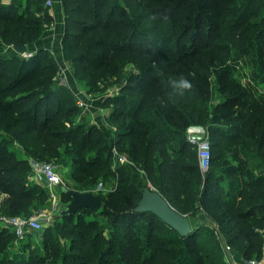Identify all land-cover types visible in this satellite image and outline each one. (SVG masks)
<instances>
[{
  "label": "trees",
  "instance_id": "16d2710c",
  "mask_svg": "<svg viewBox=\"0 0 264 264\" xmlns=\"http://www.w3.org/2000/svg\"><path fill=\"white\" fill-rule=\"evenodd\" d=\"M45 3L0 0V210L29 218L49 200L47 188L29 186V158L74 161L71 189L78 192H93L101 179L117 180L109 193L98 191L104 201L98 212L55 216L54 227L44 231L45 255L16 252V235L0 228V264H227L226 247L261 261L264 0H61L63 59L92 71L84 75L91 92L113 56L135 67L119 93L101 104L114 107L106 118L109 137L97 126L75 124L82 109L54 89L58 66L47 48L28 59L3 54L10 46L39 44L54 22ZM234 62L255 72H233ZM181 75L194 87L169 101L167 81ZM115 76L122 79L123 71ZM191 126L207 130L212 159L205 174L188 141ZM95 135L100 146L91 149ZM114 149L132 164L114 170ZM149 184L189 217V236L137 211ZM61 196V206L71 201ZM200 212L207 221L195 227ZM99 217L107 227L97 230ZM41 231L21 241L27 240L26 250Z\"/></svg>",
  "mask_w": 264,
  "mask_h": 264
},
{
  "label": "rangeland",
  "instance_id": "374dc122",
  "mask_svg": "<svg viewBox=\"0 0 264 264\" xmlns=\"http://www.w3.org/2000/svg\"><path fill=\"white\" fill-rule=\"evenodd\" d=\"M53 9L54 8L52 7L48 8V10L52 14H53ZM62 18H64V14L63 15L55 14L53 24L45 28L44 34L42 36V40L40 41L41 42L40 45L42 46H39V47H43L44 41L46 39H52L53 44H55L53 41V38L55 39V42L60 40L61 35H63L61 34L63 30V25H62L63 19ZM46 46L47 45H45L44 48H47V50L53 56L55 63L58 66V70L56 71L55 73L56 75L54 78V86H53L54 89L59 90L63 99H73V103L77 102V105L82 109V114L80 116L73 117L75 124L86 122L88 127H90V125L97 126V128L102 132L103 135H105L106 137L107 136L109 137L111 135L112 128L106 123V118H107V115L111 112V108H114V107L113 106L110 108L101 107V104L108 97L114 96L115 94L119 93L122 84H124V81H126L134 73L135 67L131 64L126 65L125 62L122 60V58H120L119 56H113L112 58H110L109 62H107L104 65V68L98 72L99 76L103 75L102 77L103 80L95 86L98 89L95 92H91L89 90V87H90L89 82L84 78V75H87L89 74V72H92V71L86 66L78 67L69 62L64 61L63 53H61V50L59 51V45L55 44L53 47H51V49H49L48 46L47 47ZM36 49L37 48L35 47H32L31 49L29 48V52L35 53ZM3 54L8 58H12L15 56L24 58L23 55L18 54L11 46L7 47ZM232 66H233L232 69H234L233 72H255L251 65H249V67L251 68L248 67L247 71L242 68L243 65L241 63L234 62L232 63ZM120 69L123 71L124 77L122 79H119L115 76V72ZM180 72L185 73L189 71L183 70ZM82 76L84 79L81 78ZM246 79L243 78V80L241 81L242 84L248 83ZM187 135L189 136L188 131H187ZM94 138H95L94 142L89 147L91 149L97 148L98 146H100V143H98V141L101 139V136L95 135ZM96 140L99 145L95 144ZM106 152H108V150ZM113 154L114 156L112 159V168L114 170L120 167H125V166L127 167L126 164H132V162L128 159V156L126 154H124V156L128 160L129 163L121 162L119 158L117 157V155L115 154V151H113ZM30 159L32 158H29V160ZM73 164H75L74 161L67 160V159H62L60 162L61 178L63 182L61 186H65L69 189H71L76 183L72 178ZM116 180H117V177L116 179H112V178L101 179L99 184L97 183L98 185L94 188L93 193H97L99 190H103L104 193H109L113 189V186L116 183ZM39 182H40L39 180L33 181L30 179L29 186L38 185V186L43 187V185H41V183L39 184ZM150 187L151 185L149 184V188ZM60 190H61L60 187L56 188V195L58 196V199H57L58 201L56 203L51 199V196H50L46 204L41 205L42 211H44L46 214L45 221L43 222L44 223L43 231L33 234V236H31L28 239L30 241L29 243L31 244L28 250H26L24 247L26 246L25 244L27 240L25 241V243L23 242L21 243L20 241L16 240L14 242V246L17 249L16 252L24 251L25 254L29 255L31 251H34L38 253L39 255L41 254L45 255L43 251L44 246H45L44 245V231L48 227H52V226L54 227L55 216L58 213V210L60 209L61 205L65 204V201H66L65 198L61 196ZM4 199L5 197L0 198V204L3 203ZM2 213L4 212H1L0 210V216L4 215ZM200 213L202 214V217H200L197 220L196 219L192 220V223L195 227H197L196 225H198L200 221L201 222L207 221L206 220V218L208 217L207 214L202 213V212ZM85 218H87V220L89 221L95 219V217L91 215L90 213H86ZM96 220L100 221V224L97 227V230H100L98 228L107 227L106 221H104V219H102L101 217L97 218ZM106 234L107 236L110 237V233L107 229H106ZM224 252H228V249L225 248Z\"/></svg>",
  "mask_w": 264,
  "mask_h": 264
},
{
  "label": "built area",
  "instance_id": "2783aa9c",
  "mask_svg": "<svg viewBox=\"0 0 264 264\" xmlns=\"http://www.w3.org/2000/svg\"><path fill=\"white\" fill-rule=\"evenodd\" d=\"M46 6L48 8L53 7V0H46ZM34 52H27L23 54V57L28 59L32 57ZM188 141L197 148L199 157V166L201 172L205 174L211 167L212 150L211 145L207 137V130L203 126H191L188 129ZM115 154L121 162H128L124 155H121L114 149ZM30 166L32 168L31 180H39V184L47 188L51 192V199L56 203L58 196L56 195V188L61 186V166L55 161H40L30 159ZM46 214L44 211L34 213L29 218L13 217L3 215L0 216V228L9 229L16 235L17 241L25 239L26 235L34 232L41 231L44 228V221ZM228 249V248H226ZM229 251V249H228ZM226 254V252H225ZM231 252L226 254L227 261L231 258ZM230 261V260H229ZM231 264H262L257 259H240L238 262H230Z\"/></svg>",
  "mask_w": 264,
  "mask_h": 264
},
{
  "label": "water",
  "instance_id": "95a60500",
  "mask_svg": "<svg viewBox=\"0 0 264 264\" xmlns=\"http://www.w3.org/2000/svg\"><path fill=\"white\" fill-rule=\"evenodd\" d=\"M12 48L20 55L29 51L26 45H15ZM60 189L71 201L60 207L56 215L58 219L75 216L84 209H91L94 212H98L103 207V196L99 192H78L65 186H60ZM137 211L155 214L183 237L189 236L193 230L189 217L177 212L170 206L167 200L152 187L145 190Z\"/></svg>",
  "mask_w": 264,
  "mask_h": 264
},
{
  "label": "clouds",
  "instance_id": "9594fccd",
  "mask_svg": "<svg viewBox=\"0 0 264 264\" xmlns=\"http://www.w3.org/2000/svg\"><path fill=\"white\" fill-rule=\"evenodd\" d=\"M157 18L158 17L156 15L151 17L153 21L157 20ZM167 85L171 89V91L167 94V98L172 102H175L176 97L183 98L185 94L191 92L194 87L192 82L183 75L178 77H170L167 81ZM160 103L161 105H164L165 101L161 99Z\"/></svg>",
  "mask_w": 264,
  "mask_h": 264
},
{
  "label": "crops",
  "instance_id": "0c3cea01",
  "mask_svg": "<svg viewBox=\"0 0 264 264\" xmlns=\"http://www.w3.org/2000/svg\"><path fill=\"white\" fill-rule=\"evenodd\" d=\"M12 0H4V2H6V3H10ZM54 1V5H53V7L52 8H54L53 9V16H55V14H61V15H63L62 13H63V7H62V3H61V0H53ZM63 19V22H62V25H63V30H62V33L61 34H64V26H65V24H64V18H62ZM62 36L63 35H61V38H60V40H58V41H56L55 42V39L53 38V41H54V43L55 44H57V45H59V51L61 50V53H62ZM45 40V39H44ZM43 42V41H42ZM40 43L41 42H39V44H37V46H35V48H38L39 46H42V45H40ZM44 44L45 45H47L48 46V48L49 49H51V47H53L55 44H53V42H52V39H46L45 41H44ZM43 44V47L45 46ZM52 44V45H51ZM46 46V47H47ZM40 48V47H39ZM58 49V48H57ZM226 248H228V247H226ZM229 249V248H228ZM232 253L231 254V258H229V260L227 261V258H226V254L227 253ZM226 254H225V259H226V261H227V264H231L230 262H238L240 259H242L241 257H239V256H237L236 255V253L233 251V250H231V249H229V251L228 252H226ZM261 263L262 264H264V256H263V258H262V260H261Z\"/></svg>",
  "mask_w": 264,
  "mask_h": 264
}]
</instances>
